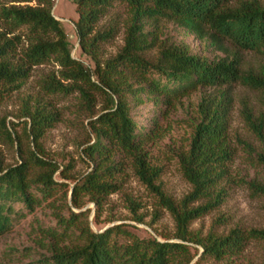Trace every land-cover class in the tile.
<instances>
[{
    "label": "trees",
    "instance_id": "trees-1",
    "mask_svg": "<svg viewBox=\"0 0 264 264\" xmlns=\"http://www.w3.org/2000/svg\"><path fill=\"white\" fill-rule=\"evenodd\" d=\"M1 1L0 24L9 33L26 27L31 43L17 58V37L7 38L8 32L0 31V100L6 91L19 89L33 67L55 62L61 66L60 77H46L41 81L42 90L46 94L78 92L80 109L88 113L87 143L81 155L92 169L73 186L72 207L81 209L82 197H88L97 207L96 223L108 196L119 189L116 180L122 166L115 155H126L131 157L138 178L157 193L173 217L174 239L180 241L140 236L128 224L94 231L88 211H74L68 204V184L55 178L59 173L62 179L69 180L74 164L68 162L61 167L39 144L59 120V113L40 101L24 113L28 118L25 134L35 143V150L23 147V140L18 138L19 159L15 163L5 165L0 155V239L28 216L35 220L37 212L47 208L54 224L37 223V231L39 244L49 255L42 256L37 264H191L199 254L192 244L202 247L195 263L200 264L240 255L250 240H264V229L236 228L227 235L209 233L205 237L190 230L194 220L219 208L226 198L223 183L234 151L228 139L224 94L215 105L203 108V101L200 105L202 120L194 130L189 151L180 159L183 175L192 190L177 204L155 183L160 170L148 163L143 148L148 135L132 118L129 100L137 104L146 97L156 105L169 106L190 90L239 81L242 76L236 60L198 55L183 44L163 45L155 59L146 58L142 51L156 40L147 27L154 16H166L187 31L210 39L216 47L227 39L240 49L264 53V5L259 0H72L79 14L74 26L78 49L90 58L89 64L72 55L74 44L67 29L52 13L54 0H11L37 2V5L11 6ZM117 2L129 6L132 12L125 45L115 57L101 62L98 45L112 35V30L94 31ZM97 93L104 96V102L95 113ZM249 123L258 138L263 139L264 123L252 120ZM0 131L3 139L7 136L14 143L5 124ZM245 146L251 148L249 144ZM261 157L264 159V155ZM202 199L206 202L192 205ZM133 219L143 222L140 216Z\"/></svg>",
    "mask_w": 264,
    "mask_h": 264
},
{
    "label": "rangeland",
    "instance_id": "rangeland-1",
    "mask_svg": "<svg viewBox=\"0 0 264 264\" xmlns=\"http://www.w3.org/2000/svg\"><path fill=\"white\" fill-rule=\"evenodd\" d=\"M259 1L264 5V0ZM1 2L5 6L37 5L36 1ZM130 9L126 4L117 2L97 24L94 32L112 30V35L98 45L97 56L101 62L115 57L125 45L126 27L132 16ZM52 13L63 21L67 29L74 44L72 55L89 64L90 58L82 55L78 49L74 26L79 14L72 0H54ZM150 21L152 23L147 29H150L151 37L155 36L156 40L142 51L146 58L155 59L163 45L183 44L198 55L236 60L242 76L239 81L230 85L190 90L173 100L169 106L156 105L146 97H142V103L137 104L129 99L132 118L148 135L143 145L148 163L160 170L155 183L176 204L191 192L192 185L183 175L180 159L189 151L194 130L202 120V101L205 103L203 108L207 104L215 105L224 94L223 105L228 110V139L234 151L223 183L226 198L219 208L194 220L190 230L205 237L209 233L227 235L236 228L264 229V159L261 157L264 155V138L259 139L249 123V120L264 123V53L240 49L227 39H223L216 47L210 39L203 38L197 32L187 31L180 23L166 16L157 15ZM0 31H7V38L17 37V58L31 43L26 27L9 33L0 24ZM60 70L61 66L55 62L35 66L28 80L19 89L6 91V95L0 100V130L5 124L15 140L11 144L7 136L6 140L3 139L0 131V155L5 159V165L15 163L19 159L18 138L23 140V147L35 150V143L30 142L25 134L28 118L24 113L27 108L37 104V101L49 104V109L59 113V120L39 140V144L46 155L61 167L68 162L74 164L69 180L62 179L59 173L55 177L57 181L68 184V204L72 207L73 186L77 179L92 169L91 164L81 155V150L87 143L88 113L80 109L78 92L46 94L42 90L41 81L50 75L59 78ZM63 83L68 84L67 81ZM95 101L93 111L98 113L103 107L104 96L95 94ZM245 143L251 148H247ZM115 160L122 166L116 180L119 189L108 196L98 221L94 222L96 204L88 197H82L81 209H72L76 212L88 211V220L94 231L100 232L117 224H128L140 236L151 235L159 240H175L176 225L173 217L161 204L157 193L148 189L135 174L131 157L117 154ZM205 202L202 199L192 205ZM65 213L67 214L66 209ZM134 216L142 217L143 222L134 221ZM37 223L54 224L49 209L39 210L35 220L28 216L14 231L1 237L0 264H37L42 256L49 255L39 244ZM192 246L199 250V254L191 262L195 264L202 247L198 244ZM200 264H264V240H250L240 255L219 261L210 259Z\"/></svg>",
    "mask_w": 264,
    "mask_h": 264
},
{
    "label": "water",
    "instance_id": "water-1",
    "mask_svg": "<svg viewBox=\"0 0 264 264\" xmlns=\"http://www.w3.org/2000/svg\"><path fill=\"white\" fill-rule=\"evenodd\" d=\"M57 19V18H56ZM72 191H73V189H72ZM103 231V230H102ZM171 241V240H170ZM174 241V240H173ZM175 241H180V240H178V239H175ZM193 245V244H192Z\"/></svg>",
    "mask_w": 264,
    "mask_h": 264
}]
</instances>
